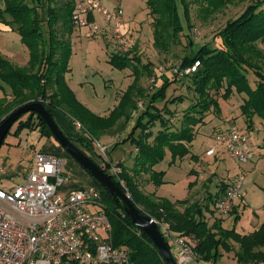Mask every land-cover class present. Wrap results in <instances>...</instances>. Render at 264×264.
Segmentation results:
<instances>
[{
	"label": "trees",
	"instance_id": "1",
	"mask_svg": "<svg viewBox=\"0 0 264 264\" xmlns=\"http://www.w3.org/2000/svg\"><path fill=\"white\" fill-rule=\"evenodd\" d=\"M29 1L5 0V9L1 11L2 15L11 17L12 20L5 23L20 35L30 58L28 67L22 68L0 57V79L11 89V96L5 94L0 97V125L14 110L33 102L43 103L51 114L54 109L62 112L72 124H79L95 142L104 136L124 133L135 120L132 132L123 141L131 143L136 152L130 170L123 163H118L122 173L115 177L90 158L123 193L129 195L142 214L164 219L175 234L191 239L200 263L217 264L224 254L231 253H234L236 264L264 263V223L249 234H241L235 228H224L221 219L210 224L206 217V212L211 211L209 205L203 207L188 199L173 202L155 194L146 195L137 180L138 176L148 174L149 180L160 187L166 173L156 171L155 167L165 160L168 153L172 163L190 155L196 158L191 150L200 128L207 124L210 114L218 117L222 114L217 96L228 101L235 93L244 95L240 109L247 128L253 130L257 120L264 125V48L261 46L264 44V0H238L250 4L241 16L229 21L220 31L221 47L206 44L183 58L182 69L200 62L196 72L180 79L192 97H169L170 88L179 80L174 72L158 76L160 85L152 94H146L141 79L157 76L152 64H143L136 54L132 57L112 54L109 62L120 69H132L134 80L120 97L119 104L106 117L93 113L82 104L66 81V74L70 72L72 36L76 30L73 0H47L49 7L45 24L37 11L43 0H33L37 1L34 6ZM234 1L194 0L193 3H208L216 10ZM191 4L189 0H147L154 47L160 53L169 54L175 47L182 46L185 26L180 5L191 28ZM186 101L189 105L183 110L182 117L173 123L178 110L171 109V105ZM140 102L144 108L141 112ZM35 128H40L44 136L53 137L45 121L35 112L23 115L7 135L13 129L16 135ZM69 140L87 155L85 149L90 148L89 144L83 139ZM229 187L222 185L220 191L208 199L217 205ZM104 189L103 202L113 227V244L129 250L132 264H166L152 241L124 213L122 200ZM233 212L236 213L235 208ZM238 219L236 216L235 221Z\"/></svg>",
	"mask_w": 264,
	"mask_h": 264
},
{
	"label": "rangeland",
	"instance_id": "2",
	"mask_svg": "<svg viewBox=\"0 0 264 264\" xmlns=\"http://www.w3.org/2000/svg\"><path fill=\"white\" fill-rule=\"evenodd\" d=\"M55 1L59 2L61 0ZM189 1L192 3L190 5L191 28H189L188 22L183 16V7L180 5L185 26V32L182 36L183 44L182 46L175 47L169 54L160 53L154 47L153 28L147 0L104 1L107 7L120 8L124 12L123 20L126 31L136 40V46L129 56L132 57L136 54L141 58L143 64H152V68L157 72V76L141 79V85L144 87L146 94H152L158 85H160L158 76H166L167 73L175 72V70L181 68L182 60L185 56L192 54L206 44L215 48L221 47L220 31L229 21L241 16L250 4L249 2L235 0L230 4L213 10L212 7L208 6V3L199 5L194 4V0ZM42 2L43 4L40 5L39 9H42L40 17L44 19L47 14L48 1L43 0ZM29 3L32 6L37 5V1L30 0ZM4 4L5 0H0V9L2 11L5 9ZM0 24H2L1 21ZM84 33V28L75 30L74 32L75 36L72 41L69 62L71 73L66 81L77 98L89 109L97 114H107L116 106L118 95L125 92L133 83L132 69H120L111 64L109 60L114 52L107 46L104 39L88 40L84 37ZM47 37L48 35H46ZM261 46L264 48V44ZM24 51H27L29 55V50L22 43L20 35L16 32H3L0 27V57L11 62H16L12 58V54L17 55V59H22ZM19 64L22 68L28 67L26 61L21 60ZM180 79L183 78L179 77L178 82L170 88L169 97L179 95L191 96V93L186 90L183 84L184 81H180ZM0 85L2 86L0 87V92L9 87L1 79ZM6 91L8 90L6 89ZM6 96H11V94H7ZM242 96L235 93L228 101L223 100L221 96H217L222 114L220 117L213 113L210 114L209 116L213 120L209 124H206L205 127L200 128V134L196 137L193 146V154H196L197 157L192 158V155H190L182 160L177 159L172 163L171 155L168 153L165 160L155 167L156 171H164L166 173L162 186L156 187L149 180L150 175L148 174H142L137 177L143 193L146 195L155 194L157 197L167 198L173 202L174 200L188 199L189 202H198L203 207L209 205L211 211L206 212V217L210 224H213L217 219H221L223 220L224 228H235L241 234H249L258 229L264 223V125L257 120L255 128L252 130L255 133L254 145L258 147L256 156L252 162L239 164L223 149L218 150L220 153L216 159L206 156L209 149L216 147L215 139L212 138L213 134L223 129V125L215 127L208 125L218 122L224 115V117L226 116L225 120L230 119L225 122L226 125L224 127L236 126L241 129L247 128L245 118L242 116L240 109L243 102ZM188 105V101L180 105H171V109L178 110L173 123H177V120L182 117L183 110ZM143 109V104L140 102V112ZM109 138L101 139L98 143L110 149L108 142H112L113 145L119 137ZM15 140L12 132L7 135L0 147V161L12 167L13 170L18 169L19 165L22 168H26L28 161L21 160L20 156L23 149L15 145ZM92 143L96 147L97 142L92 140ZM131 146L129 142H122L118 146V149L108 151L109 158L114 164L123 163L124 167L130 170L133 167L134 156L136 154L134 148ZM129 148H133L130 154L126 151ZM9 149L10 153L8 152ZM97 157L99 159V156ZM197 158L201 159L200 163L197 162ZM122 159H125V162ZM193 171L195 173H192ZM241 177H244L241 192L242 197L236 201V213L232 211L227 216L220 217L216 211V204L212 202V199H208L209 196L216 195L222 185L230 186L235 184ZM195 184L197 188H195ZM102 204L105 207V203L103 202ZM181 209L183 210L184 207H181ZM236 216H239L237 222L235 221ZM236 263L234 253H231L228 264ZM201 264L205 263L202 262Z\"/></svg>",
	"mask_w": 264,
	"mask_h": 264
},
{
	"label": "built area",
	"instance_id": "3",
	"mask_svg": "<svg viewBox=\"0 0 264 264\" xmlns=\"http://www.w3.org/2000/svg\"><path fill=\"white\" fill-rule=\"evenodd\" d=\"M104 1L73 0V24L76 30L85 29L86 39L103 38L115 54L129 56L136 40L125 29L124 12L107 7ZM199 67L196 62L174 73L184 77ZM254 138L252 130L232 126L215 135L216 147L206 155L214 157L223 149L237 163L247 164L257 153ZM96 148L108 173L120 177L122 169L109 158V148L98 142ZM9 173L0 162V264H132L129 250L113 244L112 223L102 204L103 187L63 194L68 181L64 161L41 152L34 156L22 184H13L15 176ZM243 180L230 185L217 202L220 217L234 210L242 197ZM149 224L157 226L177 264H200L191 239L175 234L164 219L151 218Z\"/></svg>",
	"mask_w": 264,
	"mask_h": 264
},
{
	"label": "crops",
	"instance_id": "4",
	"mask_svg": "<svg viewBox=\"0 0 264 264\" xmlns=\"http://www.w3.org/2000/svg\"><path fill=\"white\" fill-rule=\"evenodd\" d=\"M48 7H47V12H46L47 14L44 17V19H42L40 17L41 16L42 9H39V8L37 9L38 14H39V17L44 21V23H46V21L48 19ZM1 11H2V9H0V21L2 22V24H0V27H1L2 31L3 32H6V33H9V32L10 33H15L11 29V27L8 26L5 23V21H11L12 20L11 17L9 15H7V14L2 15L1 14ZM74 36H75V34H73V36H72V41H73ZM16 56L17 55L12 54V58L15 59L16 62H13V61L11 62L10 60L9 61L11 63H13L14 65L18 66V67H21V65L19 64V62L21 60L26 61V63L29 62L30 56L28 55L27 51H24L22 59L21 58L17 59ZM70 73H71V69H70V72L68 74H66V79L70 75ZM6 89L8 91H6ZM123 93L118 95V97L116 99V106L118 105V103L120 101V97L123 95ZM5 94H8V95L11 94L10 87L5 88V90L3 89V92H0V97H3ZM111 111H109L107 114H100V113L97 114V113H95L93 111L92 112L95 113V114H97V115H99V116L106 117V116H108L111 113ZM52 114H53V117H54L55 121L57 122V124L59 125V127L61 128V130L63 131V133L68 138L73 139L75 141H78L79 139H83L85 143H87V144L90 145V148L89 149H85V152L87 153V156L93 158L97 164H99L100 166H103L104 167V161H103V159H102V157H101L98 149L93 145L91 137L89 135L85 134L84 130L81 127H79L78 124H72L71 121L62 112L54 109L52 111ZM225 117L223 115V117H222L221 120L219 119L218 122L212 123V124H210L208 126H214L215 127V126H222L223 125V129L220 130V132L221 131H224V130H226L228 128H230L228 126L224 127V125H226L225 122L227 120H230V119H226L225 120ZM25 119H26V117L24 118V120ZM212 120H213V118L212 117H209L208 120H207V124H209ZM134 126H135V120L131 123V125L128 127V129L124 133L117 134L115 136H104V137H102V139H107V137L108 138L109 137H119V139L113 145H112V142H108V144H110V146H109L110 149L108 151H111V150L113 151L115 149H118V146L124 140H126L128 138V136L132 132V129L134 128ZM203 127H205V126H203ZM14 132H15V129L12 132L14 138L16 139L15 140V145L18 146V148H22L23 149L20 158H21L22 161L27 160L28 161V166L26 168H22L19 165L18 169L13 170L12 167H9L6 163H2L0 161L10 171L9 176H12V175L15 176L14 177L13 184H22L25 181V177L27 176V173H28L29 169L33 165L34 156L37 153H40L41 152V153H45V154H50V155L57 156V157L61 158L64 161L65 176H67L68 181L64 185V187L62 188V193L63 194H66V193H68L71 190L76 189V188L100 187L99 182L96 181L93 178V176L88 171H86L85 169H83L65 151V149L56 141V139L54 137H46V136H44L42 134L40 128H35V129H32V130H24L20 134H16V135L14 134ZM216 134H217V132L213 134L212 138H214ZM254 141H255V138L253 140V143L255 144ZM193 146H194V143H193ZM131 147H133V146H131ZM132 149L129 148V150H126L127 153L130 154V152H132ZM191 151H192V154H193V148H192ZM8 152L10 153V149H9ZM134 152H135V150H134ZM219 153L220 152L218 151V153L214 157H208L207 155L206 156L208 158H215L216 159V158H218V154ZM17 154L19 155V153H17ZM193 155L196 156V154H193ZM97 156H99V159H98ZM122 161L125 162V159H122ZM197 162L200 163L201 162V159L197 158ZM192 173H195V172L193 171ZM195 188H197V185L195 186ZM175 201H177V200H174V202ZM236 206H237V202H236ZM206 215H207V213H206ZM229 256H230V254H224V256L221 259V261L219 263H217V264H228ZM205 264H212V263H205Z\"/></svg>",
	"mask_w": 264,
	"mask_h": 264
},
{
	"label": "water",
	"instance_id": "5",
	"mask_svg": "<svg viewBox=\"0 0 264 264\" xmlns=\"http://www.w3.org/2000/svg\"><path fill=\"white\" fill-rule=\"evenodd\" d=\"M29 112L37 113L47 124L53 137L65 149V151L93 178L98 181L110 194H116L123 202L122 210L129 216L133 224L142 231L155 245L162 254L166 264H177L172 256L169 246L163 238L161 232L155 224H149L151 218L142 214L138 207L130 200V198L121 191L114 183L109 175H107L101 167H99L89 156L79 149L69 138L63 133L53 115L47 110L46 106L41 102H33L25 104L7 116L0 125V147L13 125L25 114Z\"/></svg>",
	"mask_w": 264,
	"mask_h": 264
}]
</instances>
